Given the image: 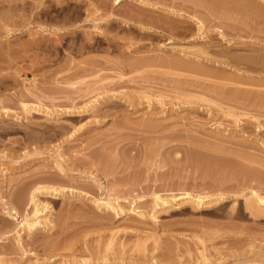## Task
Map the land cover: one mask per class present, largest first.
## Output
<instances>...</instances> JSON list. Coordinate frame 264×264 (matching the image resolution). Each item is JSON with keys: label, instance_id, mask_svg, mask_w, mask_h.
I'll return each mask as SVG.
<instances>
[{"label": "rangeland", "instance_id": "rangeland-1", "mask_svg": "<svg viewBox=\"0 0 264 264\" xmlns=\"http://www.w3.org/2000/svg\"><path fill=\"white\" fill-rule=\"evenodd\" d=\"M260 196L264 0H0V264H264Z\"/></svg>", "mask_w": 264, "mask_h": 264}, {"label": "bare ground", "instance_id": "bare-ground-1", "mask_svg": "<svg viewBox=\"0 0 264 264\" xmlns=\"http://www.w3.org/2000/svg\"><path fill=\"white\" fill-rule=\"evenodd\" d=\"M41 38H42V37H41ZM41 38H40V39H41ZM36 42H37V41H36ZM39 44H40V43H39ZM46 44H47V43H46ZM35 189H36V190L33 191V192H32V195H31V200H32V202L35 201V203H37L38 201H40V200L37 201V197L39 196V195H38L39 193H41V192L44 193V192H46L45 190H47L48 192L50 191V189L47 188V187H45V186H44V187H43V186H40V187L37 186V188H35ZM50 192H51L52 194H54V195H57V194H60L59 192H61V191H59L58 188H53ZM46 193H47V192H46ZM235 195H239V194H234V196H235ZM243 195H244V194H243ZM239 196H242V195H239ZM244 196H245V195H244ZM158 197H160V196H158ZM217 199H218V200H219V199H224V196H223L222 194H219V197H218ZM217 199H216V200H217ZM255 201H256V200H255ZM202 202L204 203V200H203L202 197H200L198 203L201 204ZM258 202H264V197H261V196L258 197ZM258 202H257V203H258ZM35 203H34V204H35ZM38 203H39V202H38ZM38 203H37L38 206L35 205V206H36V208H35V209H36V210H35V215L38 214L39 211H40V209L38 208V207H39V204H38ZM40 203H41V201H40ZM253 205H254V204H249L248 207H254V208H255V206H253ZM47 206H48V205H47ZM105 206L110 208V207H111V204L107 203ZM45 207H46V204H45ZM112 207H113V206H112ZM41 210H42V209H41ZM254 211H255V209H254ZM258 212H259V210H258ZM258 212L256 211V213H258ZM37 222H40V220H39V221L36 220V221H33V222H32V221H31V222L28 221L26 224L29 226L30 230H34L33 228L35 227V224H37ZM36 229H37V228H36ZM32 232H34V231H32Z\"/></svg>", "mask_w": 264, "mask_h": 264}]
</instances>
